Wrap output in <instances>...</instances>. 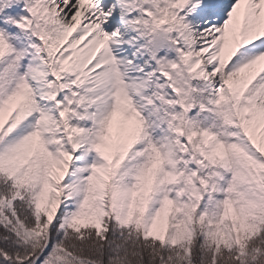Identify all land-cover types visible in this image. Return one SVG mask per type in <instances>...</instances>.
I'll return each instance as SVG.
<instances>
[{
    "label": "snow or ice",
    "instance_id": "6c2138e0",
    "mask_svg": "<svg viewBox=\"0 0 264 264\" xmlns=\"http://www.w3.org/2000/svg\"><path fill=\"white\" fill-rule=\"evenodd\" d=\"M0 264H264V0H0Z\"/></svg>",
    "mask_w": 264,
    "mask_h": 264
}]
</instances>
